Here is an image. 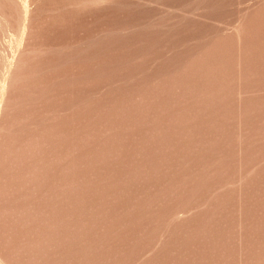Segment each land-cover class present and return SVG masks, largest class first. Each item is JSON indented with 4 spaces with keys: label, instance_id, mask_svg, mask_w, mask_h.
<instances>
[{
    "label": "rangeland",
    "instance_id": "1",
    "mask_svg": "<svg viewBox=\"0 0 264 264\" xmlns=\"http://www.w3.org/2000/svg\"><path fill=\"white\" fill-rule=\"evenodd\" d=\"M0 264H264V0H0Z\"/></svg>",
    "mask_w": 264,
    "mask_h": 264
}]
</instances>
